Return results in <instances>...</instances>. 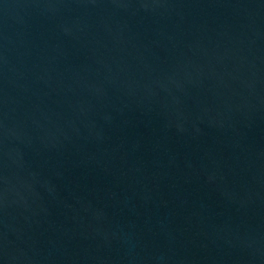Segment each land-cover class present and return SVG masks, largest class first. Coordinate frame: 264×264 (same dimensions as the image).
<instances>
[{
	"label": "water",
	"instance_id": "95a60500",
	"mask_svg": "<svg viewBox=\"0 0 264 264\" xmlns=\"http://www.w3.org/2000/svg\"><path fill=\"white\" fill-rule=\"evenodd\" d=\"M0 264H264V0H0Z\"/></svg>",
	"mask_w": 264,
	"mask_h": 264
}]
</instances>
